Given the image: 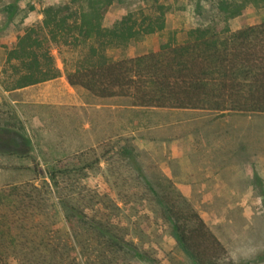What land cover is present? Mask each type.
<instances>
[{
  "label": "trees",
  "instance_id": "obj_1",
  "mask_svg": "<svg viewBox=\"0 0 264 264\" xmlns=\"http://www.w3.org/2000/svg\"><path fill=\"white\" fill-rule=\"evenodd\" d=\"M112 2L65 0L43 7L41 24L27 27L6 52L11 73L0 85L14 89L56 78L61 71L49 45L83 44L86 51L71 66L62 58L63 70L70 86L97 98H125L141 108L264 113V20L237 29L229 24L248 5H264V0H213L214 14L207 23L180 31V39L174 30L150 51L117 59L109 49L162 32L168 8L155 0L149 11L127 12L105 26ZM17 128H0V154L29 157L30 140L22 127ZM114 152L134 165L133 180L145 184L139 197L146 194L157 201L172 237L190 261L235 264L191 202L169 185L159 191L144 176L131 149L123 146ZM82 169L56 164L45 172L33 169L32 179L0 189V264H81L79 257L85 264H120L130 251L142 255L121 234L118 220L84 212L85 198L69 186L81 178ZM110 176L124 180L117 171ZM126 178L132 177L127 173ZM49 212L61 215L72 233L48 228L44 220ZM79 225L85 228L82 235Z\"/></svg>",
  "mask_w": 264,
  "mask_h": 264
},
{
  "label": "rangeland",
  "instance_id": "obj_2",
  "mask_svg": "<svg viewBox=\"0 0 264 264\" xmlns=\"http://www.w3.org/2000/svg\"><path fill=\"white\" fill-rule=\"evenodd\" d=\"M64 1L0 0V79L11 73L5 56L15 45L17 36L27 27L41 24L43 7ZM154 1L113 0L103 24L110 26L127 12L149 11ZM156 1L168 8L165 29L160 33L140 35L123 46L109 49L113 59L148 52L174 30L178 31L180 39V31L207 23L215 10L213 0ZM263 20L264 5H248L242 14L231 18L229 24L237 29ZM49 46L55 63L63 64V58L70 66L86 51L83 44ZM3 69L6 70L4 74ZM124 101L129 103L121 100ZM33 110L34 116H15L12 120L31 137L33 147L29 157L21 162L0 156V189L32 179L33 169L45 172L54 164L80 165L83 167L81 178H76L69 186L77 187V192L85 198L84 212L118 220L121 234L142 253L139 256L130 251L120 264H194L172 237L157 201L146 194L139 197L144 190V180L134 181L131 174L135 175L134 165L128 159L121 160L114 152L124 146L132 150L144 176L159 191L169 185L171 190L191 202L235 264H264V113L134 107L126 109L127 116H131L128 137L117 134L116 138L95 141V146L80 147L84 143L78 140L76 108L45 106ZM63 110L69 116H64ZM123 111L117 112V131L123 124L120 116ZM9 117L7 121L11 120ZM85 117L90 118L89 110H85ZM83 118L81 115V125ZM6 119L0 117L2 126ZM200 162L212 169H199ZM114 171L120 172L123 176L120 180H124L115 181L110 176ZM127 173L132 178H126ZM114 204L118 208H114ZM52 218L56 219L55 223H51ZM61 218L49 212L44 223L48 228L58 226L71 234L72 228ZM78 229L82 235L84 226L79 225ZM78 261L85 264L84 258L79 257Z\"/></svg>",
  "mask_w": 264,
  "mask_h": 264
},
{
  "label": "crops",
  "instance_id": "obj_3",
  "mask_svg": "<svg viewBox=\"0 0 264 264\" xmlns=\"http://www.w3.org/2000/svg\"><path fill=\"white\" fill-rule=\"evenodd\" d=\"M55 64L61 71L60 76L56 78L14 89H4L0 85V117L6 119V117L8 118L10 116L9 118L11 119L10 121H7L6 119L4 123L5 126H2V124H0V128H8L13 131L18 130L17 127L20 128V126H16L12 121L15 116L19 118H23L25 115L27 117H30L31 115L34 116L36 114L33 109H36L38 107L60 106L66 110L73 108L77 109L76 124L78 126V140L84 143L82 146L80 145V147H85L86 145L95 146V141L116 138L117 134L123 135L122 138L128 137L126 135L128 132H130L127 131V129H131V116H127L126 109L132 110V108H134V106L130 104L129 100L116 97L109 99H100L91 95L82 88L70 86L65 77L63 64L58 61H56ZM121 100H127L129 103L126 104L125 101L121 102ZM151 109L172 111L185 110L156 108ZM85 110H89L90 118L85 117ZM118 110H124V113L120 114V116L123 118V124L120 127L119 131H117ZM63 114L64 116H69V114L64 110ZM81 115L84 117L82 125ZM105 117H108L106 118L107 121L106 119H104ZM25 135L30 140L31 149L29 154H31L33 141L30 136H28L27 134ZM2 155L7 159L9 157H12L13 162H21L22 160H25V158H27L21 157L17 154H0V156ZM28 166L29 164L27 165V167ZM208 166L210 165L202 166L201 162L198 163V168L203 171H210L212 169Z\"/></svg>",
  "mask_w": 264,
  "mask_h": 264
}]
</instances>
